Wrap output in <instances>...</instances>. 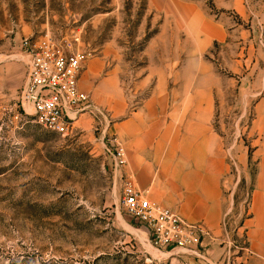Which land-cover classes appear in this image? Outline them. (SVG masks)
Here are the masks:
<instances>
[{
  "label": "rangeland",
  "instance_id": "obj_1",
  "mask_svg": "<svg viewBox=\"0 0 264 264\" xmlns=\"http://www.w3.org/2000/svg\"><path fill=\"white\" fill-rule=\"evenodd\" d=\"M168 1L0 0V264H191L202 259L156 248L147 228L122 209V183L113 173L92 115H84L76 132L67 136L20 114L28 61L22 39L50 33L73 40L78 33L81 47L90 55L81 87L107 111L111 132L129 148L121 122L143 110L152 96L155 79L145 86L142 81L157 65L159 45L152 40L163 26ZM196 1L219 19L225 10L218 3L228 0H182ZM183 9L178 5L177 14L184 15ZM226 14L231 16L226 24L230 29L240 22L232 12ZM180 25L184 27L177 30L178 59L175 70L171 68L177 93L187 90L183 81L206 74L216 98L208 125L215 140L208 143L223 147L219 201L224 205L217 225L225 231L226 246L224 224L229 233L243 225L256 175L253 121L255 102L264 87V34L253 38L255 68L248 64L234 71L226 65V60L231 62L242 49L244 53L249 49L245 39L232 32L214 42L205 55L213 68L201 73L186 61L191 41L185 24ZM242 25L252 29L251 23ZM208 136L204 135L205 142ZM128 169L150 198L152 192L140 183L130 158ZM215 201L203 209L205 215L211 214Z\"/></svg>",
  "mask_w": 264,
  "mask_h": 264
},
{
  "label": "crops",
  "instance_id": "obj_2",
  "mask_svg": "<svg viewBox=\"0 0 264 264\" xmlns=\"http://www.w3.org/2000/svg\"><path fill=\"white\" fill-rule=\"evenodd\" d=\"M168 3L163 26L152 40L153 44L159 45L155 59L157 65L142 81L145 86L151 78L155 79L152 96L143 110L134 111L121 122L122 134L129 141L128 159L136 167L140 183L149 186L147 192H152L149 197L153 202L188 222H202L209 230L203 243L205 258L191 264H264V87L260 99L255 102L252 159L256 164V175L248 216L243 225L230 229L236 246L228 257L223 245L225 231L217 225L221 220V205H224L219 201V183L225 172L223 147L219 149L217 144L208 143L215 140L208 127L216 108L214 90H210L211 85L205 74L204 77L183 81L187 90L178 94L177 77L175 72H171V68L175 70L178 59L177 30L184 27L180 25L183 23L191 41L185 58L197 71L207 73L213 68L205 60V55L215 41L222 40L232 32L235 37H243L249 49L247 53L242 49L240 56L231 62L226 60V65L234 71H241L248 64L255 68L252 42L256 35L264 34V0L218 3V7L225 10L219 19L200 8L198 1L184 4L182 0H169ZM178 5L184 6V15L177 14ZM228 11L240 20L231 29L226 25L231 19L226 14ZM244 23H251L253 30L243 27ZM91 65L95 66V63ZM178 123L182 125L178 126ZM206 133L209 135L207 143L204 137ZM214 199L213 211L208 213L210 216L205 215L203 209L210 207L209 202ZM172 200H180L181 204H174ZM202 218L207 219L209 225ZM240 247H249L252 253Z\"/></svg>",
  "mask_w": 264,
  "mask_h": 264
},
{
  "label": "built area",
  "instance_id": "obj_3",
  "mask_svg": "<svg viewBox=\"0 0 264 264\" xmlns=\"http://www.w3.org/2000/svg\"><path fill=\"white\" fill-rule=\"evenodd\" d=\"M80 35L73 40L58 38L50 33L41 37H25L21 49L26 55L27 77L21 90L23 116H31L43 128L71 136L77 123L86 115L96 120L113 173L122 183L120 204L135 222L147 228L149 241L160 250L172 254L204 259V238L209 230L201 222L191 223L170 209L153 202L137 186L133 172L128 169L127 147L120 137L111 132L112 119L107 111L98 107L91 95L82 89L81 76L89 60V53L80 45ZM226 254L231 256L235 243L227 224ZM252 251L249 247H240Z\"/></svg>",
  "mask_w": 264,
  "mask_h": 264
}]
</instances>
